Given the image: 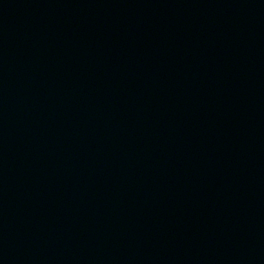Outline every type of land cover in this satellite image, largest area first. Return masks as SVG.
Instances as JSON below:
<instances>
[{
	"label": "water",
	"instance_id": "obj_1",
	"mask_svg": "<svg viewBox=\"0 0 264 264\" xmlns=\"http://www.w3.org/2000/svg\"><path fill=\"white\" fill-rule=\"evenodd\" d=\"M0 264H264V0H0Z\"/></svg>",
	"mask_w": 264,
	"mask_h": 264
}]
</instances>
